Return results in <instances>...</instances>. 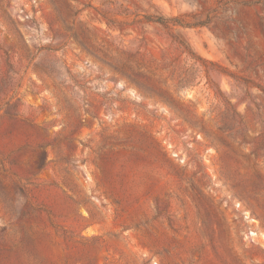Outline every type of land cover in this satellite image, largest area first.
<instances>
[{
	"label": "rangeland",
	"instance_id": "1",
	"mask_svg": "<svg viewBox=\"0 0 264 264\" xmlns=\"http://www.w3.org/2000/svg\"><path fill=\"white\" fill-rule=\"evenodd\" d=\"M0 264H264V0H0Z\"/></svg>",
	"mask_w": 264,
	"mask_h": 264
},
{
	"label": "trees",
	"instance_id": "2",
	"mask_svg": "<svg viewBox=\"0 0 264 264\" xmlns=\"http://www.w3.org/2000/svg\"><path fill=\"white\" fill-rule=\"evenodd\" d=\"M162 23H164V22H162Z\"/></svg>",
	"mask_w": 264,
	"mask_h": 264
}]
</instances>
